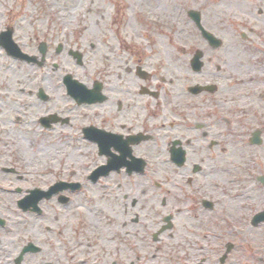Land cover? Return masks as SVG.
Masks as SVG:
<instances>
[{"label": "flooded vegetation", "instance_id": "1", "mask_svg": "<svg viewBox=\"0 0 264 264\" xmlns=\"http://www.w3.org/2000/svg\"><path fill=\"white\" fill-rule=\"evenodd\" d=\"M9 1L16 8L0 13V264H226L239 248L247 254L213 228L223 202L219 161L255 148L247 133L237 138L238 96L223 75L226 65L253 82L261 70L253 42L242 38L246 50L232 48L233 64L222 67L212 64L221 48L203 40L208 55L193 70L198 47L140 39L141 23L69 29L56 0ZM27 21L24 40L17 31ZM73 141L90 145L86 173L74 159L85 146L72 153L55 144ZM89 185V205L78 204ZM85 237L89 250H81Z\"/></svg>", "mask_w": 264, "mask_h": 264}, {"label": "rangeland", "instance_id": "2", "mask_svg": "<svg viewBox=\"0 0 264 264\" xmlns=\"http://www.w3.org/2000/svg\"><path fill=\"white\" fill-rule=\"evenodd\" d=\"M201 1L69 0L71 4H66L68 0H56V4H61L62 6L61 8L60 6H55L54 10L59 11L63 9V12H69L68 10H71L73 13H77L74 20L69 21L70 17H65L68 20L67 23H70L68 25L69 29L76 27L75 24L89 25L90 23V25H94L91 29L97 30L98 28L101 30L104 29L105 31L107 24L110 29L109 32H111L112 30H121L123 25L126 26L124 27L125 29L131 30L133 28H131L130 22L138 25L142 22V29L138 31V28H136L134 30L139 34L140 39H180V41H187V44L192 47H198L197 49H208V46L204 44V39L187 16V9L194 7L200 11L201 22L204 27L223 41L218 54L211 53L216 56L212 64L215 65L217 63L222 67L224 63L229 65L233 64L232 55L230 54L232 48L239 47L242 50H246L240 45V33L244 31L248 35V39L253 42V45L258 46L254 55L261 70L257 73L258 75L253 76V82H248L247 77L239 76L238 74L235 75V73L227 69L226 65L223 67V71H225L223 75L225 76L228 73L232 76L229 78V82L233 84L232 94H237L238 96L237 109L234 112L236 119L238 118L242 122L240 124L243 127L239 126V129L243 128V132H238L237 138L244 140L243 133L248 134L253 129H260V127L264 129V82L258 81L259 78L264 79V0H203V4H201ZM79 2L83 3L77 6ZM132 2L135 4L134 10H131L133 6ZM34 3L35 1L29 4L30 11L37 6ZM16 6L14 2L12 3L9 0H0V13L5 8H16ZM41 7L43 12H45L42 4ZM139 7L147 10L151 9V12L158 17V26L148 25V22L145 21V18L138 11ZM259 7L263 9L261 13H259ZM77 9L80 10L77 11ZM65 15L66 13H64ZM173 16L174 20L172 25H167L166 22H169ZM39 21L44 22L42 16L39 17ZM27 23L29 24L28 21L25 24ZM28 24L19 28L17 31L19 37L24 40L31 37V28ZM147 25L151 27L149 30H147ZM133 36L127 32L125 37L131 39ZM204 55L206 57L208 53L204 54L202 52V57ZM238 55L240 56L241 53ZM70 65L64 67L62 71L65 72L68 70ZM235 65L237 66V63ZM238 68L242 70V68ZM84 70V73H81L79 70V74L86 75L90 72V66L84 68ZM259 93L263 94L261 98L258 97ZM262 138H264V133H262ZM38 144L35 143L37 146ZM55 144L58 149L62 148L63 151L67 149V151L72 153L76 149V146L78 149H84L85 146V154H80L83 150H80V153L74 152V159L79 161L81 168H79V173H86L85 168H90L89 144L83 142L76 143L75 141L61 144L57 142ZM45 145L48 147L50 143L47 142ZM43 153L46 156L48 155V153ZM263 156L264 147H256L249 155H244V157L234 155L231 157L228 155L226 159L219 161V166H221L220 170L223 172L224 179L222 184H220L223 188V202L218 206L220 211L216 213V228L214 226L213 229L223 231L226 234L225 238H238L240 243L250 248L247 254L243 249L239 248L234 258L229 259L226 264H264V224H259L256 227L249 224L251 215L264 207V185L255 178L257 174H264V162L260 160ZM77 199L80 200L78 204L84 206L89 205L90 185L79 192ZM80 205L77 207L79 211H81ZM236 209L237 213L234 214L233 210ZM68 210L66 209L65 211ZM66 217L67 215L62 216V223L63 220L66 221ZM101 222L104 224V220ZM71 223L73 226L79 227L81 220L72 217ZM63 227L69 230L68 227L64 225ZM63 234L65 235V231H63ZM64 235L63 237L71 236L70 233L67 236ZM80 241H82L83 245L81 250H89L87 245L90 243V237L80 238Z\"/></svg>", "mask_w": 264, "mask_h": 264}, {"label": "bare ground", "instance_id": "3", "mask_svg": "<svg viewBox=\"0 0 264 264\" xmlns=\"http://www.w3.org/2000/svg\"><path fill=\"white\" fill-rule=\"evenodd\" d=\"M46 2V4H51L52 6H54V1L53 0H44ZM166 0H164L165 2ZM83 2H79L77 4V6H80V4H82ZM201 4H203V0L201 1ZM263 11V9L261 7H259V13H261ZM65 13V12H63ZM72 13V11H69V12H66V14H70ZM174 20V16L169 20V22H166L167 25L171 26L172 25V22ZM67 20L65 19V16L63 17L62 19V23H66ZM19 147H21V149L23 150V153L27 152L29 150V145L28 143L26 142H21L20 145H18ZM32 161H35V159H32ZM234 212L233 213H236L237 212V209L236 210H233ZM90 222V221H89ZM87 222V225H88V228L90 229V223ZM91 226H92V229L95 231L97 228H98V223L94 222V223H91Z\"/></svg>", "mask_w": 264, "mask_h": 264}, {"label": "water", "instance_id": "4", "mask_svg": "<svg viewBox=\"0 0 264 264\" xmlns=\"http://www.w3.org/2000/svg\"><path fill=\"white\" fill-rule=\"evenodd\" d=\"M189 14L191 15V17L195 20V22L197 23L199 21V18H198V13L197 12H189ZM201 34L204 38L212 41L214 43V46H218L219 45V40L217 38H215L214 36H212L211 34H209L208 32H206L205 30H201ZM199 57H200V53H197L192 61V63L194 65H197L199 66L200 65V61H199ZM262 214H259L260 218L262 219ZM258 217L254 218V222L256 223L257 222V219Z\"/></svg>", "mask_w": 264, "mask_h": 264}]
</instances>
